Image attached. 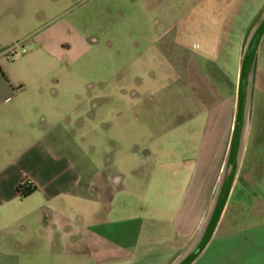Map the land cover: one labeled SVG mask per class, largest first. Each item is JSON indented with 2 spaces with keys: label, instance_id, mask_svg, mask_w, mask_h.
I'll list each match as a JSON object with an SVG mask.
<instances>
[{
  "label": "crops",
  "instance_id": "0c3cea01",
  "mask_svg": "<svg viewBox=\"0 0 264 264\" xmlns=\"http://www.w3.org/2000/svg\"><path fill=\"white\" fill-rule=\"evenodd\" d=\"M246 2L255 16L240 38L234 77L220 64L214 70L201 66L204 56L185 58L184 90L193 96L180 103L182 118L168 132L163 119L156 132L154 111L166 105L133 103L131 151L95 166L76 161L66 147L75 107L59 102L36 66L9 71L6 49H0V264H174L188 250L212 205L233 125L241 57L264 13V0ZM4 41L0 34V46ZM155 82L141 93L160 92ZM97 91L100 124L114 120L121 126V109L106 98L122 95L124 87L108 92L100 85ZM140 109L147 112L145 125ZM103 163L122 171L110 175ZM20 185L31 192L20 195ZM192 264H264V34L238 173L213 236Z\"/></svg>",
  "mask_w": 264,
  "mask_h": 264
},
{
  "label": "rangeland",
  "instance_id": "374dc122",
  "mask_svg": "<svg viewBox=\"0 0 264 264\" xmlns=\"http://www.w3.org/2000/svg\"><path fill=\"white\" fill-rule=\"evenodd\" d=\"M251 12L246 0H0L5 39L0 49H6L9 71L18 74L36 66L59 102L75 107L74 137L69 135L66 147L76 161L95 166L131 151L132 105H166L154 111L156 132L163 119L168 132L182 118L179 105L193 96L190 88L184 90L185 58L204 56L201 66L214 70L211 66L220 64L234 77L240 38L255 16ZM152 80L160 92L142 94ZM119 84L122 95L108 93L106 101L121 109V126L113 120L103 127L97 88L106 85L110 92ZM146 114L139 110L144 125ZM103 165L110 175L122 171Z\"/></svg>",
  "mask_w": 264,
  "mask_h": 264
},
{
  "label": "water",
  "instance_id": "95a60500",
  "mask_svg": "<svg viewBox=\"0 0 264 264\" xmlns=\"http://www.w3.org/2000/svg\"><path fill=\"white\" fill-rule=\"evenodd\" d=\"M263 34L264 13L250 33L241 57L236 87L235 112L228 150L210 211L195 241L174 264H192L198 258L213 236L229 199L242 157L250 108L254 64Z\"/></svg>",
  "mask_w": 264,
  "mask_h": 264
},
{
  "label": "trees",
  "instance_id": "16d2710c",
  "mask_svg": "<svg viewBox=\"0 0 264 264\" xmlns=\"http://www.w3.org/2000/svg\"><path fill=\"white\" fill-rule=\"evenodd\" d=\"M18 191H19L20 195L25 196L31 192V188L23 187V185H20L18 188Z\"/></svg>",
  "mask_w": 264,
  "mask_h": 264
},
{
  "label": "built area",
  "instance_id": "2783aa9c",
  "mask_svg": "<svg viewBox=\"0 0 264 264\" xmlns=\"http://www.w3.org/2000/svg\"><path fill=\"white\" fill-rule=\"evenodd\" d=\"M25 50L23 49V52H24Z\"/></svg>",
  "mask_w": 264,
  "mask_h": 264
}]
</instances>
